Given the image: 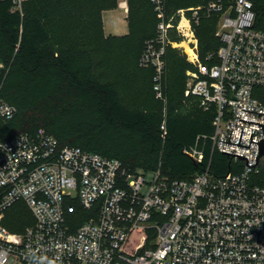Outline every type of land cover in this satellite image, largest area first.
<instances>
[{"label":"built area","instance_id":"built-area-1","mask_svg":"<svg viewBox=\"0 0 264 264\" xmlns=\"http://www.w3.org/2000/svg\"><path fill=\"white\" fill-rule=\"evenodd\" d=\"M25 1L14 0V10L22 12ZM151 2L160 20L140 65L155 69L157 96L163 98L167 49L179 47L195 66L186 101L217 106L214 149L249 162L230 154L235 171L221 178L206 170L172 180L161 169L148 178L120 159L63 145L45 129L0 141V264H264V178L256 179L264 157L257 164L259 143L251 142L252 132V140L264 138V128L240 120L264 124V114L243 110L264 113L255 95L264 88V31L254 27L253 2L210 0L175 10L167 0ZM118 6L128 19L130 0ZM213 16L221 45L207 56L215 62L205 63L196 28ZM16 113L0 94V120ZM242 130L241 144L250 148L222 142L239 144ZM186 152L204 159L197 146ZM18 203L34 219L22 233L5 225Z\"/></svg>","mask_w":264,"mask_h":264},{"label":"trees","instance_id":"trees-1","mask_svg":"<svg viewBox=\"0 0 264 264\" xmlns=\"http://www.w3.org/2000/svg\"><path fill=\"white\" fill-rule=\"evenodd\" d=\"M209 1L167 0V7ZM251 1L254 27L264 31V0ZM117 6L118 0H27L20 12L14 0H0V94L17 108L13 118L0 120V141L45 129L63 145L120 159L137 173L161 169L172 180H191L206 170L216 178L235 171L233 158L210 138L217 106L204 110L197 98L186 101L187 72L195 66L172 46L161 86L166 102L155 97V69L140 65L160 20L151 0H130L129 32L108 36L103 13ZM217 22L203 18L196 28L205 63L215 62L207 56L221 45ZM255 95L264 102V88ZM195 146L204 151L202 162L186 152ZM263 178L264 166L256 175ZM33 222L23 203L5 219L19 233Z\"/></svg>","mask_w":264,"mask_h":264},{"label":"rangeland","instance_id":"rangeland-1","mask_svg":"<svg viewBox=\"0 0 264 264\" xmlns=\"http://www.w3.org/2000/svg\"><path fill=\"white\" fill-rule=\"evenodd\" d=\"M103 21H104V30L106 35H114V36H122L129 32V25L128 21L125 18V12L122 8L119 6L106 10L103 13ZM180 50V53L184 55L187 58V53L183 51L181 48H177ZM188 60V58H187ZM0 67H3V65L0 63ZM165 94V87L163 89ZM158 100H162L166 102V96H163V98H159L156 94L155 96ZM165 98V99H164ZM262 167L264 166V159L261 161ZM144 174L147 175L148 178L152 176L149 172H144ZM19 233V232H18Z\"/></svg>","mask_w":264,"mask_h":264},{"label":"water","instance_id":"water-1","mask_svg":"<svg viewBox=\"0 0 264 264\" xmlns=\"http://www.w3.org/2000/svg\"><path fill=\"white\" fill-rule=\"evenodd\" d=\"M242 109H243V108H242ZM243 110H247V111H251V112H256V113L264 114V113H262V112H257V111L248 110V109H243ZM240 120H241V121H245V122H249V123H253V124H258V125H261V126L264 128V124L256 123V122H252V121H248V120H243V119H240ZM232 130H233V127H232ZM243 132H244V130H242L239 144H237V143H232V142H230V140H229V141L222 140V142H226V143H230V144H235V145H239V146H244V147H248V148H250L251 142L259 143V154H258V156H257V158H256V160H257V164H258V160L264 157V138H262L260 142H258V141H254V140H252L253 135H254V133L252 132L250 145H249V146L242 145V144H241V140H242ZM231 134H232V132H231ZM230 139H231V136H230ZM222 152H224V153H228L229 156H230V154H233V155H235V156H239V157L242 158V159L247 158V161L249 162V158H248L247 156L239 155V154H234V153H230V152H225V151H222ZM257 164H254V165H250V164H248V165H249V166H255V165H257Z\"/></svg>","mask_w":264,"mask_h":264}]
</instances>
